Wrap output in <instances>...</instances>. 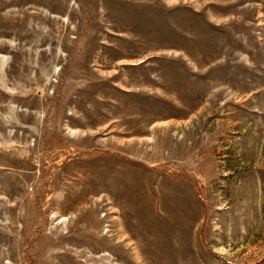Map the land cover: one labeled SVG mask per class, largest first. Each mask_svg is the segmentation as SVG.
Listing matches in <instances>:
<instances>
[{"label":"rangeland","instance_id":"obj_1","mask_svg":"<svg viewBox=\"0 0 264 264\" xmlns=\"http://www.w3.org/2000/svg\"><path fill=\"white\" fill-rule=\"evenodd\" d=\"M0 264H264V0H0Z\"/></svg>","mask_w":264,"mask_h":264}]
</instances>
